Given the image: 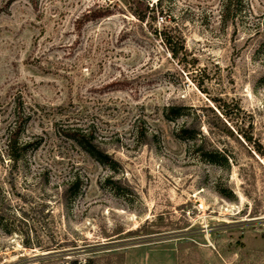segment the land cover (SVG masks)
<instances>
[{"label":"rangeland","instance_id":"374dc122","mask_svg":"<svg viewBox=\"0 0 264 264\" xmlns=\"http://www.w3.org/2000/svg\"><path fill=\"white\" fill-rule=\"evenodd\" d=\"M167 1L180 63L126 0H0V264H264V0Z\"/></svg>","mask_w":264,"mask_h":264},{"label":"trees","instance_id":"16d2710c","mask_svg":"<svg viewBox=\"0 0 264 264\" xmlns=\"http://www.w3.org/2000/svg\"><path fill=\"white\" fill-rule=\"evenodd\" d=\"M233 1L234 0H223L222 9L224 16L229 13L230 7L234 4ZM242 1L243 0H235L237 4H241ZM167 2V0H156L154 3H151L149 0H126L128 11L134 19L144 24L145 28L154 34V38L161 41L170 57L180 63L185 60L187 55L181 37L175 35L173 30L164 24L160 30L152 29V26L158 23L159 19L161 22H166L165 15L168 11L164 7V4ZM181 110H183V108L180 106H169L165 110L164 117L168 121H176L182 118ZM61 136L65 140L78 146L98 164L108 166L112 170L114 169L116 163L97 147L90 130L66 126L62 129ZM197 136L200 137V133H198L193 126L191 127L187 121H184L174 132V137L181 141H193ZM242 138L246 143L252 144L251 136L242 135ZM5 147L8 159L13 162V164H16L20 160V153L26 148V145L19 143L18 134L16 130H13L6 140ZM253 148L256 153L264 156V152L261 151L259 145L255 144ZM206 155V153L201 152L199 157L204 158ZM207 158L212 164H220L223 167H229L228 160L220 156L216 151L211 152L210 156ZM218 158L221 159L222 162H220L221 160H217ZM107 182H110V180H107ZM110 184L114 183L111 182ZM80 186L81 184L78 179L74 178L67 183L65 193H68V196L71 192L76 193L79 191ZM65 198L67 199V195H65Z\"/></svg>","mask_w":264,"mask_h":264}]
</instances>
